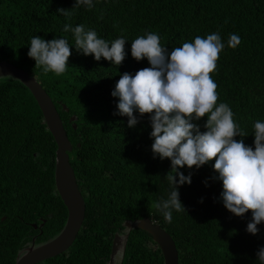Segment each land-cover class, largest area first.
Wrapping results in <instances>:
<instances>
[{
	"label": "trees",
	"instance_id": "trees-1",
	"mask_svg": "<svg viewBox=\"0 0 264 264\" xmlns=\"http://www.w3.org/2000/svg\"><path fill=\"white\" fill-rule=\"evenodd\" d=\"M75 4L0 0V61L36 76L53 99L73 145L70 162L86 202L73 245L38 264H110L115 236L126 233L121 264H165L147 231L127 227L144 217L172 235L180 264H260L264 222L253 235L246 230L251 210L238 217L224 206L215 160L199 169H180L185 176L191 173L192 182L179 187L186 211L173 210L171 223L153 207L173 190L166 178L171 160L154 158L150 114L136 112L139 122L129 127L128 117L114 115L119 98L112 92L122 74L150 67L146 58L138 62L131 55L138 36L154 32L171 51L196 36L218 32L225 48L210 74L218 85V103L230 106L248 134L235 139L254 149V123L264 122V0H93L91 10ZM61 8L71 16L60 14ZM65 24H82L109 42L123 36L125 60L117 66L78 52L72 32L63 31ZM231 34L241 38L235 49L227 45ZM34 36L69 41L72 55L63 75L35 67L28 56ZM206 120L194 123L205 131ZM56 151L31 90L15 77H0V264H16L27 247L52 240L67 222L68 209L55 181Z\"/></svg>",
	"mask_w": 264,
	"mask_h": 264
},
{
	"label": "clouds",
	"instance_id": "clouds-1",
	"mask_svg": "<svg viewBox=\"0 0 264 264\" xmlns=\"http://www.w3.org/2000/svg\"><path fill=\"white\" fill-rule=\"evenodd\" d=\"M80 6L91 10L93 0H76L74 8ZM57 11L71 16L69 10ZM63 31L72 32L78 52L93 55L96 61L104 58L120 66L125 60L127 40L123 36L109 42L98 38L94 30L86 31L82 24L75 27L65 24ZM240 43L241 38L236 34H231L227 41L233 49ZM224 48L218 32L206 38L196 36L193 42H185L171 51L161 45L160 36L154 32L138 36L131 42V55L138 62L146 58L150 67L138 70L135 75H121L112 92L113 97L119 98L114 115L128 117V126L135 127L139 122L136 112L140 116L150 114L154 158L170 159L172 164L166 178L173 190L167 199L153 205L167 222L171 223L173 210L186 211L179 187L185 183L190 185L192 180L191 173L185 176L180 169L185 166L199 169L215 160L213 167L223 184L224 206L238 217L251 210L252 220L246 230L256 235L257 225L264 222V122L254 123V149L243 139H235L248 134L235 122L230 106L218 103V85L210 75L216 71ZM71 55L66 38L50 41L40 36L31 38L28 56L46 74L63 75ZM205 116L206 130L201 131L194 121ZM257 257L264 264V247L259 249Z\"/></svg>",
	"mask_w": 264,
	"mask_h": 264
},
{
	"label": "water",
	"instance_id": "water-1",
	"mask_svg": "<svg viewBox=\"0 0 264 264\" xmlns=\"http://www.w3.org/2000/svg\"><path fill=\"white\" fill-rule=\"evenodd\" d=\"M2 76L15 77L31 90L57 143L55 181L57 190L68 209V217L63 230L55 238L38 246L27 247L16 261V264H38L67 251L73 245L85 219L86 202L70 162L73 145L53 99L36 76L12 62L0 61V77ZM127 227L130 229L137 227L147 231L160 246L165 264H180L179 251L174 238L159 223L150 217H144L134 222H127ZM128 236L129 233H126V240ZM118 238L117 234L113 242L111 260L117 250Z\"/></svg>",
	"mask_w": 264,
	"mask_h": 264
},
{
	"label": "flooded vegetation",
	"instance_id": "flooded-vegetation-1",
	"mask_svg": "<svg viewBox=\"0 0 264 264\" xmlns=\"http://www.w3.org/2000/svg\"><path fill=\"white\" fill-rule=\"evenodd\" d=\"M118 235H119V238H118L119 240L117 241V250L115 252L113 260L110 259V264H121L123 260L126 239H125V235H120V234ZM111 256H112V253H111Z\"/></svg>",
	"mask_w": 264,
	"mask_h": 264
}]
</instances>
